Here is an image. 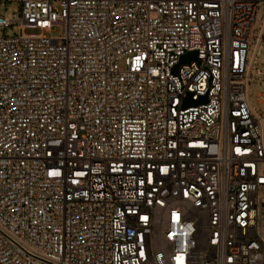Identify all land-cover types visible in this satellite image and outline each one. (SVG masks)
Masks as SVG:
<instances>
[{"label": "built area", "instance_id": "1", "mask_svg": "<svg viewBox=\"0 0 264 264\" xmlns=\"http://www.w3.org/2000/svg\"><path fill=\"white\" fill-rule=\"evenodd\" d=\"M0 1V264H264V0Z\"/></svg>", "mask_w": 264, "mask_h": 264}, {"label": "rangeland", "instance_id": "2", "mask_svg": "<svg viewBox=\"0 0 264 264\" xmlns=\"http://www.w3.org/2000/svg\"><path fill=\"white\" fill-rule=\"evenodd\" d=\"M19 9H20V5L17 1H0V16L10 18L12 17L14 13L18 14ZM262 15H263V11L260 5L258 10L255 13V17L253 21V26H252L253 34L256 33L259 27ZM26 31L34 32L36 30L27 29ZM2 32L5 35H12L14 33H18L19 30L16 28V26H9V27H6ZM50 34L52 36H58L60 34V27L58 26L53 27ZM263 63H264V47H262L261 51L257 55V59H256L254 67L261 69L263 66ZM249 90H250V100H251L252 105L256 108L258 112H261L262 106L259 103V99H258V94L261 90L259 79H257L256 77L252 78L249 84ZM260 189H261V193L264 194V186H262Z\"/></svg>", "mask_w": 264, "mask_h": 264}, {"label": "water", "instance_id": "3", "mask_svg": "<svg viewBox=\"0 0 264 264\" xmlns=\"http://www.w3.org/2000/svg\"><path fill=\"white\" fill-rule=\"evenodd\" d=\"M195 55H196V53L194 51L188 52V53L182 55L181 59H180L181 63L189 62L191 59L195 58ZM176 68H177V66L174 67V69H176ZM203 100H205V97H202L199 100L194 101V100H191L190 97L188 96L185 99L184 105L196 104V103H198V101H203Z\"/></svg>", "mask_w": 264, "mask_h": 264}]
</instances>
